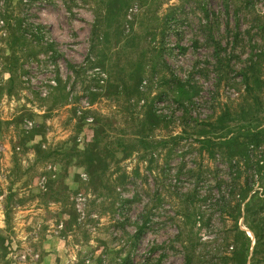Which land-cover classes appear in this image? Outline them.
Wrapping results in <instances>:
<instances>
[{"label":"rangeland","instance_id":"1","mask_svg":"<svg viewBox=\"0 0 264 264\" xmlns=\"http://www.w3.org/2000/svg\"><path fill=\"white\" fill-rule=\"evenodd\" d=\"M261 25L264 0H0V264H264V135L196 132L264 129Z\"/></svg>","mask_w":264,"mask_h":264},{"label":"trees","instance_id":"2","mask_svg":"<svg viewBox=\"0 0 264 264\" xmlns=\"http://www.w3.org/2000/svg\"><path fill=\"white\" fill-rule=\"evenodd\" d=\"M123 11V10H122ZM261 30L264 31V25L260 26ZM258 57H260V55H258ZM263 65V66H262ZM249 69L250 75H246L245 74V81L246 83L250 86H254L252 87V93L255 94V99H252V101L254 102V106L252 104H250L252 110L248 113H252L254 112V107L255 105H260L263 103L261 97H260V93L263 91L262 86H264V78L263 76H261V73H263L264 71V64L259 63V62H252ZM259 66V67H258ZM252 82H254L252 84ZM262 84V85H260ZM185 84L181 81H179V83L177 84V89L176 92H178V100L180 102H182L184 105H186V102L184 101H191L192 97L185 91ZM264 92V91H263ZM230 114V113H229ZM209 124V123H208ZM207 124V125H208ZM212 124L208 125V129H205V127H202L200 129H198L197 134L198 136H202L203 139H200V143H202V145H204L205 147L211 149L212 151H216L215 147L218 146L219 148H223V147H227L230 146L231 144H235L236 141L239 140V138L243 137L244 140V144L251 148H254L255 146H258V142H260L261 140L259 139V137L264 135V129L263 127H258V128H248V129H238L237 131L233 132L231 137H229V140L226 138L227 136H224L225 139L224 140H219L216 141L213 139L212 135H208L205 134V132H207L206 130H210V132L212 134L215 133H219L222 132L223 130H227V127H225V125H220V127L216 128L215 126H212ZM221 128H225V129H221ZM148 129L145 128L144 130H137L136 132H141V135H144L145 132ZM215 138V137H214ZM143 138H141V142H143ZM101 139H97L96 143L97 145L101 143ZM119 145H116V147L121 146V143L118 141ZM96 145V144H95ZM243 145V144H242ZM244 146V145H243ZM249 147H246L249 149ZM87 152L90 154V149L87 150ZM94 158H90L89 157V161L91 162Z\"/></svg>","mask_w":264,"mask_h":264}]
</instances>
